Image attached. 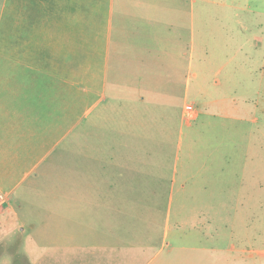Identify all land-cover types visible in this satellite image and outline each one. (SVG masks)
<instances>
[{
    "label": "rangeland",
    "instance_id": "374dc122",
    "mask_svg": "<svg viewBox=\"0 0 264 264\" xmlns=\"http://www.w3.org/2000/svg\"><path fill=\"white\" fill-rule=\"evenodd\" d=\"M194 17L208 38L197 34L191 85L174 105L186 98L200 116L183 125L171 199L132 183L91 216L103 187L55 153L39 190L24 196L27 182L0 208V264H264V0L197 4ZM28 36H43V0H0V50ZM102 126L75 144L103 146Z\"/></svg>",
    "mask_w": 264,
    "mask_h": 264
},
{
    "label": "crops",
    "instance_id": "0c3cea01",
    "mask_svg": "<svg viewBox=\"0 0 264 264\" xmlns=\"http://www.w3.org/2000/svg\"><path fill=\"white\" fill-rule=\"evenodd\" d=\"M209 2L221 0H43V36L0 50V208L10 209L27 182L24 196L37 192L43 162L55 153L56 162L76 156L73 177L83 168L89 185L103 187L89 196L91 216L132 183L158 185L157 200L162 192L171 199L190 125L187 99L174 104L191 85L197 37L208 38L206 20L197 33L195 9ZM96 122L104 145L75 144L96 136ZM69 137L73 144L64 145Z\"/></svg>",
    "mask_w": 264,
    "mask_h": 264
},
{
    "label": "built area",
    "instance_id": "2783aa9c",
    "mask_svg": "<svg viewBox=\"0 0 264 264\" xmlns=\"http://www.w3.org/2000/svg\"><path fill=\"white\" fill-rule=\"evenodd\" d=\"M184 120L190 122L197 117V110L194 104L186 103L183 110Z\"/></svg>",
    "mask_w": 264,
    "mask_h": 264
}]
</instances>
